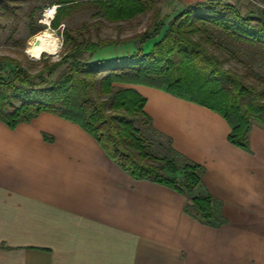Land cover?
I'll return each instance as SVG.
<instances>
[{
    "label": "crops",
    "instance_id": "obj_1",
    "mask_svg": "<svg viewBox=\"0 0 264 264\" xmlns=\"http://www.w3.org/2000/svg\"><path fill=\"white\" fill-rule=\"evenodd\" d=\"M135 87L156 134L204 166L193 195L209 196L216 222L187 211L191 194L134 178L79 124L41 112L0 121V264H264V127L247 151L216 111Z\"/></svg>",
    "mask_w": 264,
    "mask_h": 264
},
{
    "label": "trees",
    "instance_id": "obj_2",
    "mask_svg": "<svg viewBox=\"0 0 264 264\" xmlns=\"http://www.w3.org/2000/svg\"><path fill=\"white\" fill-rule=\"evenodd\" d=\"M50 1L59 5L53 28L86 3L98 5L107 21H127L155 11L154 22L135 36V50L110 59L92 57L134 37H84L83 30L92 25L88 21L75 29L65 24L58 58L43 54L26 66L17 58L0 56V121L15 128L51 111L89 132L134 178L150 179L188 196L200 183L204 166L177 152L170 140L164 144L151 137L156 131L145 110L147 98L135 87L144 84L216 111L231 127L228 140L251 151L252 127H264V74L251 65L264 66V11L249 15L233 2L197 0L165 21L158 18L157 0ZM17 2L0 0V11L14 12L12 3ZM229 59L245 63L244 70L227 67ZM137 120L146 130L135 125ZM177 170L183 171V184L170 174ZM190 199L188 212L206 223L216 222L209 196Z\"/></svg>",
    "mask_w": 264,
    "mask_h": 264
},
{
    "label": "rangeland",
    "instance_id": "obj_3",
    "mask_svg": "<svg viewBox=\"0 0 264 264\" xmlns=\"http://www.w3.org/2000/svg\"><path fill=\"white\" fill-rule=\"evenodd\" d=\"M194 1L197 0H157V7L159 8L158 18L169 21L185 6V4L187 5V3ZM231 2L236 4L243 14L260 15L262 11H264V0H233ZM12 4L16 5V9L14 12L11 11V14L0 11V56L17 58L26 66H29V59H40L43 54L50 55L52 58H58L63 49L62 32L65 24L75 29L80 27L84 21H88L92 23V25L89 30H83V35L84 37H91L93 40H97L99 37H134L131 41L126 43L111 45L109 48L101 49L93 55V60L110 59L125 55L135 50V47L138 45V39L135 38V36L138 35V33L145 32L147 28L151 27L155 16V11H148L127 21L111 22L107 21V19L102 16L98 5L86 3L80 6L70 16L65 17L63 19L64 22H61L57 28H53L52 21L59 9L57 3L51 2L50 0H18L17 3ZM53 5H57L54 17H45V9ZM34 29H37L36 33H32ZM46 30L59 39V50L56 53L44 52L39 58L32 57L28 53V47L37 41L38 37L42 36ZM217 52L221 53L220 51ZM240 57L244 59V62H249V59L244 53H241ZM245 63L229 59L226 61L225 65L238 70H244ZM251 65L254 68L253 71L264 74L263 64L253 62ZM135 125L143 131L146 130V126L140 120H137ZM151 137L154 138L155 141L160 140L163 141L164 144L167 143L165 138H161L156 134H152ZM155 151L159 153L158 147H155ZM170 174L175 176L180 184H183L184 174L182 170H177ZM196 187H194V189ZM193 190L189 192V194L192 195L191 197H205L204 195H193Z\"/></svg>",
    "mask_w": 264,
    "mask_h": 264
},
{
    "label": "bare ground",
    "instance_id": "obj_4",
    "mask_svg": "<svg viewBox=\"0 0 264 264\" xmlns=\"http://www.w3.org/2000/svg\"><path fill=\"white\" fill-rule=\"evenodd\" d=\"M53 9L54 7L51 9L50 13L48 12L49 16L52 15L51 13H53L54 11ZM59 48V39L56 36L52 35L48 30H46L42 36L38 37L37 41H35L28 47V53L32 57L39 58L42 53H56Z\"/></svg>",
    "mask_w": 264,
    "mask_h": 264
},
{
    "label": "built area",
    "instance_id": "obj_5",
    "mask_svg": "<svg viewBox=\"0 0 264 264\" xmlns=\"http://www.w3.org/2000/svg\"><path fill=\"white\" fill-rule=\"evenodd\" d=\"M56 6H57V5H53V6H52V8L54 7V9H53L54 11H53V13H51V14H52L51 16L48 15V12L50 13V11H51L52 8H51V7L46 8V9H45V12H44V16L47 17V18H52V17H54V14H55V12H56V10H55Z\"/></svg>",
    "mask_w": 264,
    "mask_h": 264
},
{
    "label": "water",
    "instance_id": "obj_6",
    "mask_svg": "<svg viewBox=\"0 0 264 264\" xmlns=\"http://www.w3.org/2000/svg\"><path fill=\"white\" fill-rule=\"evenodd\" d=\"M217 1H220V2H231L233 0H217Z\"/></svg>",
    "mask_w": 264,
    "mask_h": 264
}]
</instances>
